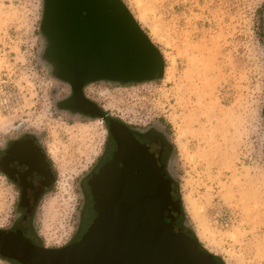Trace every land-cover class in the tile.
<instances>
[{
  "label": "rangeland",
  "instance_id": "rangeland-1",
  "mask_svg": "<svg viewBox=\"0 0 264 264\" xmlns=\"http://www.w3.org/2000/svg\"><path fill=\"white\" fill-rule=\"evenodd\" d=\"M120 1L162 75L89 83L83 94L123 125L165 131L182 225L203 250L219 264H264V0ZM43 15L44 0H0V136L43 134L58 159L61 190L37 221L56 249L75 228L69 187L101 157L107 132L101 117L63 105L71 88L47 55ZM15 207L0 180V230L14 224Z\"/></svg>",
  "mask_w": 264,
  "mask_h": 264
},
{
  "label": "water",
  "instance_id": "water-1",
  "mask_svg": "<svg viewBox=\"0 0 264 264\" xmlns=\"http://www.w3.org/2000/svg\"><path fill=\"white\" fill-rule=\"evenodd\" d=\"M42 30L57 77L80 105L89 83L162 75L159 53L120 0H44ZM130 137H114L115 153L90 180L96 218L78 242L48 249L0 230V257L19 264H217L176 225L180 197L161 172V141L143 146Z\"/></svg>",
  "mask_w": 264,
  "mask_h": 264
},
{
  "label": "flooded vegetation",
  "instance_id": "flooded-vegetation-1",
  "mask_svg": "<svg viewBox=\"0 0 264 264\" xmlns=\"http://www.w3.org/2000/svg\"><path fill=\"white\" fill-rule=\"evenodd\" d=\"M83 97L85 102L80 105L74 101L71 90L69 98L63 105L67 110L86 114L87 116L99 114L106 122L107 138L105 141H107V144H105L101 157L97 159L91 171L85 176L81 174L74 187L72 185L69 187L74 197L75 228L71 238L64 242L63 246L56 249L78 242L96 218V213L93 209L94 201L90 180L111 160L115 153L117 145L114 137L129 135V137L131 136L130 138H133L138 144L143 146L161 141L158 162L162 166L161 172L164 179L170 181L174 188L173 181L170 179L169 174L166 173V166L171 162L173 150L167 140L165 131L157 126L142 130L123 125L108 114L102 113V110L99 109L100 107L84 94ZM61 175L58 159L54 155L45 135L22 128H12L0 136V180L9 184L16 203L14 224L6 231H18L33 245L48 248L41 241L37 221L45 210L47 200L53 198L58 193V190H61ZM66 187H68L67 182L63 188L65 196L68 194ZM181 220L180 214L177 222L180 223ZM182 231L185 233V230ZM8 260L17 263L15 260Z\"/></svg>",
  "mask_w": 264,
  "mask_h": 264
},
{
  "label": "trees",
  "instance_id": "trees-1",
  "mask_svg": "<svg viewBox=\"0 0 264 264\" xmlns=\"http://www.w3.org/2000/svg\"><path fill=\"white\" fill-rule=\"evenodd\" d=\"M176 225H177V227H181L182 230H185V233H186L188 236H190L191 238H193V239L197 242L198 247H199L200 249H202L201 246H200V244L198 243L197 239L193 236L192 232H191L190 230L184 228V226L182 225V221H180V223L176 221ZM202 250H203V249H202ZM203 251H205V250H203ZM205 252H206V251H205ZM213 259L215 260L214 257H213ZM215 261H216V260H215Z\"/></svg>",
  "mask_w": 264,
  "mask_h": 264
}]
</instances>
